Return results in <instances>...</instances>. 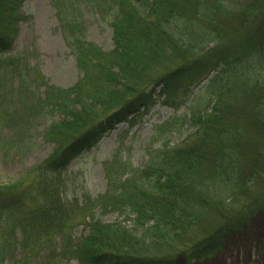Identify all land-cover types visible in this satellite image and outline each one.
<instances>
[{"label":"trees","instance_id":"16d2710c","mask_svg":"<svg viewBox=\"0 0 264 264\" xmlns=\"http://www.w3.org/2000/svg\"><path fill=\"white\" fill-rule=\"evenodd\" d=\"M22 1L0 0V52L11 49ZM53 2L82 76L68 89L44 83L42 108L22 107L19 119L56 113L61 119L45 130L55 145L51 155L27 179L0 186V258L17 248L19 258L7 264H59L66 257L81 264H173L166 252L174 250L172 239L188 263L213 255L264 212V0ZM85 9L110 26L112 50L84 37ZM36 78L18 55L2 57L0 120H7L4 97L12 93L4 87L18 81L23 104L26 83ZM204 80L210 103L188 107L182 119L190 132L179 144L149 151L142 171L111 178L102 195L68 199L73 179L56 171L152 106L156 88L177 106ZM96 207L132 215V226L95 219ZM76 217L89 218L77 241L70 233ZM205 221L213 227L194 238L192 227Z\"/></svg>","mask_w":264,"mask_h":264},{"label":"rangeland","instance_id":"374dc122","mask_svg":"<svg viewBox=\"0 0 264 264\" xmlns=\"http://www.w3.org/2000/svg\"><path fill=\"white\" fill-rule=\"evenodd\" d=\"M82 21L87 41L103 52L113 49L112 30L106 21L88 9L83 11ZM14 27L17 33L11 49L0 52V59L7 55H18L28 67L36 69L40 78H36L35 83L27 81L26 88L23 87L29 96V99L23 100V104L18 99V81L14 80L10 86L6 85L3 89L4 92L12 93L10 97H4L10 106L6 112L7 120H0V186L27 179L30 171L46 160L55 148L54 143L46 139L45 130L49 124L60 120L61 115L40 114L36 118L29 115L19 119L23 105L29 107L37 102L35 104L41 109L42 103L38 100L44 96V83L47 86L68 89L82 76L75 56L66 44L53 0H23L17 11ZM147 69L151 73L155 65H147ZM206 81L193 88L191 95L183 96L177 106L166 103L165 98L159 95L160 88H156L153 96L155 103L152 106L146 110L141 109L140 113L130 117L128 122L119 123L113 130L106 132L94 147L72 159L65 170L61 171L73 179L67 191L68 199L74 196L80 199L82 196L91 198L102 195L110 186L111 178L116 179V182L118 179L124 181L142 171L150 161L149 151L179 144L190 132L184 124L185 118L182 119L188 114V107H206L210 103L209 95L206 89H203ZM131 185L132 182L128 186ZM257 190L259 189L254 190L253 194ZM93 215L95 219H100L106 224L119 222L131 227L133 223L132 215L128 216L120 211L104 212L100 207H96L93 209ZM75 221L76 226L70 233L77 241L87 234L89 218L83 221L76 217ZM2 223L3 221L0 222L1 228L5 226ZM210 227H213V223L208 221L202 226L196 224L192 227V236L196 238L198 232ZM202 235L204 236V233ZM178 240L172 239L168 244H173L174 252L166 251L174 258L173 264H264V212L258 213L240 235L229 236L222 248L203 259L188 263L179 252L181 245ZM157 246L163 250L161 252H165L166 247L161 248V243H157ZM20 252L17 248L11 250L9 256L0 258V264H7L9 259H12V263L19 258ZM37 256V263H42L44 253ZM59 264L81 263L77 259L66 257Z\"/></svg>","mask_w":264,"mask_h":264}]
</instances>
